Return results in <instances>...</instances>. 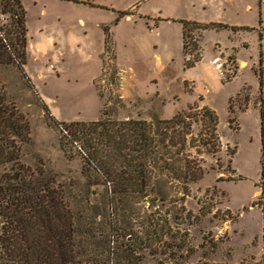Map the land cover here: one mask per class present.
I'll list each match as a JSON object with an SVG mask.
<instances>
[{
  "label": "rangeland",
  "instance_id": "1",
  "mask_svg": "<svg viewBox=\"0 0 264 264\" xmlns=\"http://www.w3.org/2000/svg\"><path fill=\"white\" fill-rule=\"evenodd\" d=\"M88 1L113 5L121 11L134 6L132 11L137 13L111 26L110 60L103 54L102 26L113 13L84 7V12L73 17L84 18L85 26L72 21L59 24L52 18L53 0H21L28 30L24 73L33 89L13 68L0 73L9 100L29 123V140L21 146V164L43 167L72 194L82 196L88 190L79 158L68 160L64 156L59 132L48 125L40 101L58 123L95 121L101 111L116 119L163 120L192 105L210 107L218 117L221 147L214 156H201L203 179L190 183L185 191L183 185L159 177L153 182L149 199L136 209L139 216L166 218L178 236H188L187 248L181 251L184 257L186 250H192V255L184 257L188 264H264V137L262 140L259 113L260 71L264 103V60L259 71L257 33L245 35L248 49L239 54L253 66L238 62L228 52L213 61L220 78L206 74L202 64L186 72L177 25L164 22L157 30H150L151 21L138 15L157 18L160 13L164 18L185 19L190 0ZM245 1L253 9L248 21L257 28L254 7L258 0ZM43 6L49 10L45 20L38 18ZM262 21L264 28V6ZM217 38L220 44H227L226 37L207 35L201 45L203 62L212 58L213 49L217 50ZM113 48L117 65L133 70V75L115 66ZM261 49L264 58V45ZM154 53L161 60H155ZM225 76L231 81L222 84ZM188 78L195 82L182 84ZM192 129L197 139L201 126L194 124ZM8 170L9 166H0V176ZM257 188L260 191L253 197ZM95 190L102 191L93 187L89 193ZM90 198L99 205L100 196ZM256 202L259 207L254 206Z\"/></svg>",
  "mask_w": 264,
  "mask_h": 264
},
{
  "label": "trees",
  "instance_id": "2",
  "mask_svg": "<svg viewBox=\"0 0 264 264\" xmlns=\"http://www.w3.org/2000/svg\"><path fill=\"white\" fill-rule=\"evenodd\" d=\"M129 15L130 11H118L115 24ZM179 23L183 69L201 60L202 32L237 31L218 23ZM104 34L103 54L111 59L108 27ZM27 36L21 1L0 0V73L13 68L33 89L24 73ZM258 63L260 71L261 51ZM230 81L225 76L222 84ZM259 84L263 140L261 71ZM39 104L48 125L59 132L64 156L68 160L79 158L88 190L82 196L72 194L43 167L21 164V146L29 140V123L9 100L0 78V166H9L0 176V264H188L184 257L192 255V250H186L184 257L181 253L187 248L188 236H178L166 218L139 216L136 206L149 199L153 182L159 177L183 185L185 191L190 183L203 179L201 156H214L221 147L215 111L192 105L170 119L150 121L140 117L116 119L101 111L95 121L58 123L41 101ZM228 109L232 112L230 104ZM194 124L201 126L197 139ZM93 187L102 191L89 193ZM94 195L100 196L99 205L90 198ZM186 196L185 192L183 198ZM261 209L264 211V205Z\"/></svg>",
  "mask_w": 264,
  "mask_h": 264
},
{
  "label": "crops",
  "instance_id": "3",
  "mask_svg": "<svg viewBox=\"0 0 264 264\" xmlns=\"http://www.w3.org/2000/svg\"><path fill=\"white\" fill-rule=\"evenodd\" d=\"M53 1L55 3H53L52 5L55 9H52L54 11L52 18L55 22L59 24L72 21L73 23H76L80 26H85L84 18L82 17L74 18L73 17L74 14L84 12L85 10L84 7H88L90 9H96L99 11H108V12L113 13L110 20L102 26L103 44H104V38H105L104 28L108 27L109 34H110V43L112 47H113V43L111 39V34H112L111 26H117L120 23V21H122L123 19H127L129 17L137 15L136 12L134 13V11H132V8H134L133 6L130 10H125V11H130L131 15L120 19V21L117 24H115V20L117 18V12L121 10H117V8L113 7V5L106 6L103 4H95L93 2H89L88 0H73L76 3L71 2V1H62V0H53ZM263 6H264L263 0H258L254 7L255 16L256 18H258L257 28L253 27V24L250 21H248V17L252 13L253 9H252V6L249 3H247L245 0H190V2L187 5L189 16L184 17L185 19L164 18L161 16L160 13L157 14L158 15L157 18H151L148 16H141V15H138V17L143 18V19L146 18V20L148 19V21H151L152 26L150 27V30H157L160 26V23H164V22L176 24L178 31H179L182 53H183V39H182V25L179 23L180 21L196 22L200 24L218 23V24L226 25L230 28H236L237 31L235 32L230 29H224V30H219V31L208 30V31L202 32V36H201L200 44H199L200 49H201V56H202L201 60L198 63H196L192 68L183 69V71L192 72L200 68V65L202 64L201 66H203L204 72L206 74L211 75V76L217 75L220 78L219 71L217 67L214 66L213 61L217 58V56L220 57V55L221 56L226 55L228 54V52H231L236 57L238 62H240V60L246 62L247 61L246 59L239 58L240 51L248 49V44L243 41L246 34L257 33L258 48L262 53L261 48L264 45V28L262 27V24H263L262 7ZM48 11L49 10L47 9L46 6L41 7L38 18L45 20L47 18ZM69 16H72V17H69ZM259 20L261 21L260 23H259ZM245 29H248L251 31H244ZM209 34H215L216 37H219V36H223L224 38L226 37L227 44H224V45L220 44L219 43L220 39L217 38L215 40L216 43L214 44V47H217V50L213 49L214 51H213L212 58L208 62L205 63L203 62V50H202L201 45H202L204 38ZM260 34L262 36L261 40H259ZM243 46H246V47H243ZM113 52L115 56L114 58L115 66L120 70H126V72H128V75L130 74L133 75V70L117 65V62H116L117 56H116L114 48H113ZM183 56H184V53H183ZM154 59L159 61L161 60V57L159 56V54L154 53ZM263 60L264 58L262 54V64H263ZM169 61H172V60H169ZM248 64L250 63L247 61L246 65ZM182 68H183V65H182ZM155 70H154V73H156ZM126 78L128 79L129 77H126ZM188 81L195 82L192 78H188L184 80L182 84H186ZM259 191L260 190L257 188L253 193V197L256 194H258ZM261 191L264 192V190L262 189Z\"/></svg>",
  "mask_w": 264,
  "mask_h": 264
},
{
  "label": "built area",
  "instance_id": "4",
  "mask_svg": "<svg viewBox=\"0 0 264 264\" xmlns=\"http://www.w3.org/2000/svg\"><path fill=\"white\" fill-rule=\"evenodd\" d=\"M106 59H107V60H110V58H109L108 56L106 57Z\"/></svg>",
  "mask_w": 264,
  "mask_h": 264
}]
</instances>
